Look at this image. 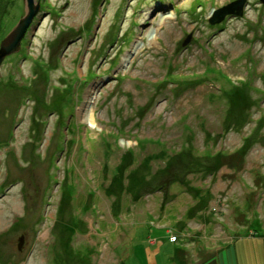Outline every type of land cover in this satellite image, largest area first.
Masks as SVG:
<instances>
[{"label":"rangeland","instance_id":"374dc122","mask_svg":"<svg viewBox=\"0 0 264 264\" xmlns=\"http://www.w3.org/2000/svg\"><path fill=\"white\" fill-rule=\"evenodd\" d=\"M38 2L0 66V264H264V0ZM27 12L0 0V45Z\"/></svg>","mask_w":264,"mask_h":264},{"label":"water","instance_id":"95a60500","mask_svg":"<svg viewBox=\"0 0 264 264\" xmlns=\"http://www.w3.org/2000/svg\"><path fill=\"white\" fill-rule=\"evenodd\" d=\"M26 6L28 8V12L17 24V26L13 29V31L2 40L0 45V66L6 57L11 56L15 53H18L22 48V42L26 37V34L29 28L34 21L35 16L40 11V3L38 2L35 5V0H24ZM245 0H243L244 2ZM238 2V6H240ZM232 7V5H231ZM230 8H220L217 10L212 18H210L211 24L221 23L225 17L229 14ZM24 239H21V243L19 245V249H22Z\"/></svg>","mask_w":264,"mask_h":264},{"label":"trees","instance_id":"16d2710c","mask_svg":"<svg viewBox=\"0 0 264 264\" xmlns=\"http://www.w3.org/2000/svg\"><path fill=\"white\" fill-rule=\"evenodd\" d=\"M159 1V0H158ZM165 1V0H164ZM239 82H242L241 83V85L243 86V87H246V83H244L243 81H239ZM230 83L232 84V85H234V87H236V88H238L240 85H238V84H236V82H233V81H231L230 80ZM219 91H223L224 92V90L223 89H221V90H219ZM116 129H117V132L118 131H121V130H124V129H122V127H120V126H118V127H116ZM140 143L142 142V139L141 140H138ZM134 152H133V150L131 151V152H129L128 154H133ZM173 153V152H172ZM227 156V154L225 153V152H219L218 154H216L215 156H213V157H215V158H225ZM243 159V158H242ZM241 162V161H240ZM141 167H142V165H139L138 166V169L136 170V173H141ZM125 167H122L121 169H124ZM163 186H165V185H161V186H159V187H157V189L158 188H160V187H162L163 188ZM155 187V186H154ZM186 190H188V188H186ZM188 191H190V189L188 190ZM153 192H154V190H153ZM65 199V198H64ZM174 242V241H173Z\"/></svg>","mask_w":264,"mask_h":264},{"label":"bare ground","instance_id":"6f19581e","mask_svg":"<svg viewBox=\"0 0 264 264\" xmlns=\"http://www.w3.org/2000/svg\"><path fill=\"white\" fill-rule=\"evenodd\" d=\"M173 15L172 14H169V15H167V16H163L162 18H161V22H160V24L161 25H163L164 23H165V19L166 18H170V17H172ZM156 34H157V31L155 32V34L151 37V39H155L157 36H156ZM87 121L94 127V126H96L95 125V116H94V111L93 110H91V111H89V112H87ZM133 196H136V194H133ZM63 200H65V199H63ZM62 205V204H61ZM171 240H172V238H171ZM173 241V240H172ZM175 242V241H174Z\"/></svg>","mask_w":264,"mask_h":264},{"label":"built area","instance_id":"2783aa9c","mask_svg":"<svg viewBox=\"0 0 264 264\" xmlns=\"http://www.w3.org/2000/svg\"><path fill=\"white\" fill-rule=\"evenodd\" d=\"M174 239H176V236H173V237H172V240H173V241H174Z\"/></svg>","mask_w":264,"mask_h":264},{"label":"crops","instance_id":"0c3cea01","mask_svg":"<svg viewBox=\"0 0 264 264\" xmlns=\"http://www.w3.org/2000/svg\"><path fill=\"white\" fill-rule=\"evenodd\" d=\"M252 235H254V234H252ZM224 259V258H223Z\"/></svg>","mask_w":264,"mask_h":264}]
</instances>
